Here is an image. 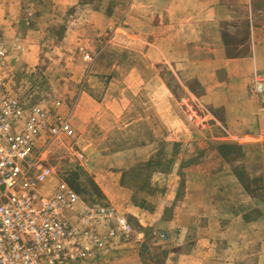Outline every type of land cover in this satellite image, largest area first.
<instances>
[{
  "label": "crops",
  "instance_id": "1",
  "mask_svg": "<svg viewBox=\"0 0 264 264\" xmlns=\"http://www.w3.org/2000/svg\"><path fill=\"white\" fill-rule=\"evenodd\" d=\"M40 1L37 0L38 3ZM80 1L51 0L54 9L61 11L62 15L66 9H74L75 12L69 13L76 14ZM224 1L228 0H130L124 17L130 23L117 28H114L113 17L104 10L92 8L83 17L71 16L76 24L68 23L62 29L64 36L61 41L64 48L78 50L80 56H77L76 61H66L65 64H76L82 68L89 65L73 102L65 107L58 99H53L51 103L42 101L47 97L36 100L34 96L39 86L24 87L25 90L30 88L28 94L32 95L29 94V97L34 99H28L31 104L52 107L55 102H59L55 113L65 118L73 130L72 137L60 135L46 143V136L36 146L38 149L44 146L40 149L41 165L52 168L55 173L54 182L47 183L44 192L50 193L54 187L51 183L55 184L56 181H63L72 188L70 183L59 178L55 167L46 161V154L57 145L63 146L64 142L76 140L80 144L84 139L79 149L70 147V151L79 166L89 167L88 174L104 203L86 204L80 198L79 208H112L122 214L130 227V233L119 247L109 258L97 264H154L148 260V230L156 236L154 245H162L166 252L163 262L157 264H264V216L252 218L248 216L253 213L246 215L259 204L253 203L239 185L233 188L239 195L236 203H225L229 197H224L222 191L226 192V187L212 185L213 179L220 175L218 170L212 171L208 167L206 159H200L201 163L192 166L193 171L187 176L181 200L177 197L180 184L178 168L185 161L180 163L173 159L170 174L163 170L153 173L154 180L164 181L167 178V181H171L163 192L150 194L153 202L142 197L140 206L133 203L130 191L121 185L124 175L137 163L148 165L154 159L155 165H159L157 162L166 150L165 145L177 147L178 150L182 148L187 153L189 164L196 156H202L206 143L191 138L194 133L190 126L182 127L180 104L176 96L166 87L162 77L150 74V68L166 64L191 65L185 60L177 62L180 61L175 58L178 51L190 50V45L196 40L192 34L218 33L220 36V29L213 30L214 26L218 27V23L214 25V19H224ZM22 4V0H0V42L7 51L14 72L10 87L18 98L24 92L16 82L18 74H29L30 81H38L36 67H33L35 65L28 66L25 63L28 60L35 62L34 54L40 43L37 37H41L40 30L25 27L27 23L20 22L22 25H18L24 16ZM139 7L141 20L138 22L133 11ZM153 8H156L155 11ZM34 15L28 9V16ZM149 17L151 21H148ZM198 23L205 25L198 26ZM197 27L204 29L198 32ZM19 28H23L21 32L28 36L22 39ZM112 29L113 40L120 34L126 37L124 47H120L125 50L124 60H115L107 52L106 48L112 46V40L103 41L105 48L94 53L101 44L100 37ZM256 35L264 36V28ZM33 38L34 41L30 40ZM180 40L185 41V44L179 45ZM255 40L257 43L254 45L251 64L264 77V40ZM100 65L101 70L94 72L96 66ZM119 66L126 68L123 74L117 72ZM188 70L197 74L196 68ZM173 74L176 75L174 71ZM72 75L78 77L79 74ZM69 82H73L72 77L63 78V87ZM242 94L239 99L236 96L222 104L225 118L233 116L230 121H226V125L235 135L242 137L254 133L256 141L264 140V97L261 101H254V95L246 92ZM241 98H251L254 101L252 104L260 106L255 111L242 112L246 103L241 105ZM121 130H124L125 135H122ZM158 130H162L161 140L158 139ZM177 162L180 165H176ZM229 178L235 182V179ZM260 209L264 210V203ZM166 211H171V215L166 216ZM134 224L142 231H134Z\"/></svg>",
  "mask_w": 264,
  "mask_h": 264
},
{
  "label": "rangeland",
  "instance_id": "2",
  "mask_svg": "<svg viewBox=\"0 0 264 264\" xmlns=\"http://www.w3.org/2000/svg\"><path fill=\"white\" fill-rule=\"evenodd\" d=\"M22 3H24L22 4L24 16L20 18L18 25H22L20 22L27 23L25 27L40 30L41 37H37V41L40 40V43H38L37 53L34 54L35 62L32 63L29 60L26 63L24 62L28 66L35 65L33 67H36L38 81H30L29 74H18L19 77L16 78V82L24 90L19 97L24 100L30 99L29 94L31 93L28 94L30 88L25 90L24 87L28 88L30 85H36L39 86L38 92L35 93L38 96H34V99L39 100L47 97L42 101L49 103L53 102V99H58L66 107L73 102L78 94L89 65L87 64L82 68V66L76 64H65L66 61H69V63L72 60L76 61L77 56H80V52L64 48L61 41L64 36L61 32L62 29H65L68 23L76 24V22L73 23L71 16L79 15L83 17V15H86V11L92 8L109 13L114 19V28L129 25L130 20L124 19V17L130 0H81L79 7L76 9L77 13L72 15L69 12L74 11V9H66L64 15H62L61 11L54 9L51 0H41L40 3L37 0H22ZM224 8L226 9L224 19H214L217 21H214V25L218 23V27L214 26L213 30L220 29V36H218V33L192 34L191 36L196 40L194 44L190 45V50L178 51L175 58L180 61L177 62L185 60L190 62L191 65L175 66L166 64L165 66L150 68V74L153 77L157 75L160 78L162 77L166 87L176 96V101L180 104L182 127L190 126L194 133L191 138H196L198 142H204L206 145L202 156H196L190 164L188 163L189 159L186 158L187 153L182 148L178 150L177 147L172 148L170 145H165L166 150L160 155V161L157 162L159 165H155L154 159L149 161L148 165L141 162L137 163L135 167L128 171L126 176L124 175L121 182V185L130 191L132 202L135 204H139L142 197L149 198V201L153 202L154 200L150 194L153 192L159 194L164 191L166 185L171 184V181H167V178L164 181L162 179L154 180L153 173L163 170L162 172H169L170 174L173 159L179 160L180 163L185 161L184 164L182 162L181 168H178L180 184L177 197L178 200H181L184 188L187 185V176L193 171L192 166L201 163L200 159H206L208 167L212 171L218 170L220 175L218 178L213 179L212 185L226 187V192L222 191L224 197L227 195L229 197L225 203H236L239 195H236L233 188L239 185L253 203L259 204L257 208L249 211L246 215L253 213L248 216L252 218H256L258 215L264 216V210L260 209V206L264 203V140L256 141L254 133H251L250 136L244 135L241 137L238 136L239 134L235 135L229 131L226 121H230L233 116L226 119L221 110V107H224L222 104L236 96L239 99L243 92L254 95V101H261L264 97V77L258 73V70L255 71V67L251 64L254 45L257 43L255 39L264 40L263 35H256L260 33V29L264 28V0H250V2L248 0H228L224 1ZM28 9H31L32 13L38 15V17L35 15L28 16ZM155 9L153 8V11ZM140 13V7L138 10L133 11L138 22L141 20ZM148 21H151L150 17ZM204 25L205 23H202V25L198 23V26ZM19 29L22 39L28 36L27 34L24 35L25 32H21L24 30L23 28ZM200 29L204 28L197 27L198 32ZM113 32L114 29L100 37L101 44L95 49L94 53L105 48L103 41L112 40V46L106 44L108 46L106 48L107 52L115 60H124L126 57L125 50L120 47H124L123 42H126V37L124 34H120L119 37L113 40ZM30 40L34 41V38ZM114 42L118 43L115 45ZM178 44L183 45L185 41L180 40ZM208 46L210 48L206 49L205 47ZM100 68L101 65L96 66L94 72L98 73L101 70ZM194 68H196L197 74L188 70ZM125 71L124 66L118 67L117 72L123 74ZM173 71L176 75L173 74ZM73 73L79 74L78 77H74ZM67 76L72 77L73 82H69L66 87H63V78ZM98 82L99 80H97ZM34 99L30 100L33 101ZM253 102L251 98H241L240 104L245 105L246 103V107L242 108L241 111H255V108L260 104H252ZM120 132L125 135L124 130ZM158 139H162V130H158ZM83 142H85L84 139L80 144L76 143L75 140V142H64L63 146L53 147L46 154V161L55 167L60 179L72 185V188L84 203H104L100 191L95 189L94 181L88 174L89 167L86 165L79 166L70 151V147L79 149ZM176 165L180 164L177 162ZM229 177L235 179V182L230 181ZM51 184L54 186V183ZM165 215H171V211H166ZM132 228L137 232L142 231L135 224ZM147 235L150 242L148 260L154 264L162 263L166 257L164 247L154 245L156 244V236L154 237L153 232L148 230Z\"/></svg>",
  "mask_w": 264,
  "mask_h": 264
},
{
  "label": "built area",
  "instance_id": "3",
  "mask_svg": "<svg viewBox=\"0 0 264 264\" xmlns=\"http://www.w3.org/2000/svg\"><path fill=\"white\" fill-rule=\"evenodd\" d=\"M12 66L0 42V264H97L130 233L126 220L108 207H80L79 195L54 182L36 146L73 136L47 107L13 95Z\"/></svg>",
  "mask_w": 264,
  "mask_h": 264
},
{
  "label": "trees",
  "instance_id": "4",
  "mask_svg": "<svg viewBox=\"0 0 264 264\" xmlns=\"http://www.w3.org/2000/svg\"><path fill=\"white\" fill-rule=\"evenodd\" d=\"M139 206H140V204H139Z\"/></svg>",
  "mask_w": 264,
  "mask_h": 264
}]
</instances>
